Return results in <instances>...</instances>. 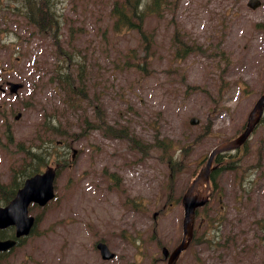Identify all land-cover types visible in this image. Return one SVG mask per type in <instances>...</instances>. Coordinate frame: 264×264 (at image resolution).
<instances>
[{"label": "rangeland", "instance_id": "obj_1", "mask_svg": "<svg viewBox=\"0 0 264 264\" xmlns=\"http://www.w3.org/2000/svg\"><path fill=\"white\" fill-rule=\"evenodd\" d=\"M246 1L179 0L165 16L147 17L153 41L146 55L136 30L111 29V0H55L65 21L63 45L67 25H74L73 53L84 63L82 95L49 81L64 58L51 38L0 10V81L22 83L16 94L0 93V185H8L18 167L24 173L25 149L47 139L54 140L47 162L56 169L55 197L44 206L29 204L35 224L0 255V264H156L155 211L157 242L174 247L180 241L182 195L210 150L237 134L264 91V0L255 8ZM174 35L198 48L177 55ZM44 116L63 132L44 131ZM121 132L129 138L115 136ZM161 139L169 144L163 158ZM262 141L264 116L243 151L221 154L219 160L233 159L244 169L238 175L236 167L220 168L215 181L222 200L197 208L195 238L177 264L203 263L208 216L232 223L253 212L264 224ZM142 144L144 150L136 146ZM167 154L182 160L170 184ZM212 207L220 211L213 215ZM99 241L113 258L102 259ZM242 259L263 260L264 238Z\"/></svg>", "mask_w": 264, "mask_h": 264}, {"label": "trees", "instance_id": "obj_2", "mask_svg": "<svg viewBox=\"0 0 264 264\" xmlns=\"http://www.w3.org/2000/svg\"><path fill=\"white\" fill-rule=\"evenodd\" d=\"M179 0H111L109 3V14L111 18V29L115 32H122L124 30H136L141 37V41L144 46L145 53L147 55L148 48L153 41L150 38V34L144 27L146 18L149 16L163 17L164 13L173 11ZM0 10L5 11L17 16H20L24 23H27L29 27H32L37 33L48 35L52 44L54 45V51L57 55H64L61 57L60 62L56 63L59 67L54 76L49 79L56 86L67 85V89L70 94L73 93L82 95L86 90L80 83L81 71L84 69V63L81 61L76 62L74 56V50L76 45L73 43V36L75 31L73 30V24H68V38L66 45L62 44V28L65 24L62 18L60 9L56 6L55 0H0ZM174 46L176 54L189 52L187 50H194L198 47H185V42L174 35L171 40ZM144 56V55H143ZM136 66H140L139 63H134ZM77 79V80H76ZM54 119H49L44 116L41 121V125L44 131L50 133L63 132L59 129L58 125L54 124ZM119 137L129 138L127 134L123 132L119 133ZM161 140H157L156 145L161 149L160 158L166 153L169 144L163 143ZM264 143V141H262ZM50 146H54V140L47 139L46 142L36 143L33 147L24 150L25 157L28 160V164L25 167L24 173H21V167H18L13 180L8 185H0V204L6 203L15 193L16 189L21 185L23 178L27 175L35 173L43 165H47V158L50 153ZM141 150L145 149V145H136ZM185 152H183V155ZM221 156L218 155L217 159ZM233 160V159H229ZM169 168L171 174L169 175V184L172 181V175L175 171H178L182 167V160L180 158L174 159L172 155L167 154L164 160ZM58 165H64V160H57ZM13 232L8 229L0 231V236H12Z\"/></svg>", "mask_w": 264, "mask_h": 264}, {"label": "water", "instance_id": "obj_3", "mask_svg": "<svg viewBox=\"0 0 264 264\" xmlns=\"http://www.w3.org/2000/svg\"><path fill=\"white\" fill-rule=\"evenodd\" d=\"M246 3L251 8H255L261 4L260 0H247ZM20 86V82H9L11 92H17ZM263 106L264 92L251 108L243 131L234 138L218 144L209 152L206 163L200 168L187 190L182 195V239L169 254L167 264H174L179 252L190 241L195 208L202 205L207 198L206 192L209 173L212 168L211 165L214 156L217 153L235 149L246 140L258 122L262 114ZM197 122L198 119L196 117L190 118V123L194 124ZM54 177L55 169L52 166L46 167L43 172H37L27 177L23 185L16 191L14 197L6 205L0 206V228L14 225L16 237L28 234L34 223V217L28 214V204L33 201L39 205H44L54 196ZM15 242V238H0V251L7 250L12 247ZM97 247L104 259L112 258L115 254L104 242L99 241ZM163 252L164 254L168 253L165 247H163Z\"/></svg>", "mask_w": 264, "mask_h": 264}, {"label": "flooded vegetation", "instance_id": "obj_4", "mask_svg": "<svg viewBox=\"0 0 264 264\" xmlns=\"http://www.w3.org/2000/svg\"><path fill=\"white\" fill-rule=\"evenodd\" d=\"M6 80H3L5 82ZM264 116V115H263ZM263 116L260 118V121L255 126L256 127L261 123ZM246 125L245 122L241 125L240 130L237 132L239 133L241 130L244 129ZM253 130V131H254ZM252 131V133H253ZM248 140H246L247 142ZM244 142L240 147L237 149V151H243L244 146L246 144ZM264 149V146H262ZM222 156V155H221ZM234 159L238 158V154L233 155ZM231 166V168H228ZM253 167L259 168L261 167V163H255L252 165ZM221 167L225 168L226 170H231L232 168L238 167V163L232 162L230 160L224 161L216 159L213 161V167L209 174V186L207 189V198L204 202L203 206H213L214 202L212 201L216 198L218 199V202H221L222 196L219 193V191H216V181L215 176L218 173H221L223 169H220ZM249 168V167H248ZM244 167H242L241 171L240 169L237 171V174H242ZM250 169V168H249ZM249 172V171H247ZM253 176L247 177L248 181L251 182ZM257 179H262L263 175L261 171H259L258 175L256 176ZM246 180V179H245ZM212 213L213 215H216L220 209H215L212 207ZM240 215L248 216V217H235L233 219V222H224L223 220H218L217 218H210L209 216L207 219H205L204 224L202 225L201 230V243L203 246L202 251H204L205 259L202 264H245L242 257L250 251V248L255 245V242L257 240V237L264 238V224L260 223V220L256 219L255 214L253 212L249 213H240ZM155 218V244H156V251L158 254L156 255V264H160V262H164V264H167V259L169 253L174 249V247H169L166 245H161L156 240V211L154 212ZM182 237V235H181ZM193 238H195V229L193 226L191 240L189 245L181 250L178 257L175 260V264H177L179 256H181L186 249H188L192 243ZM162 247H166L168 253L164 254L162 252ZM160 249V251H159ZM252 264V263H251ZM257 264H264V259H260Z\"/></svg>", "mask_w": 264, "mask_h": 264}]
</instances>
